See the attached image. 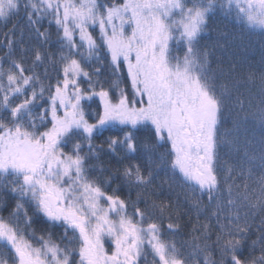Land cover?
Returning a JSON list of instances; mask_svg holds the SVG:
<instances>
[{
  "label": "snow or ice",
  "instance_id": "obj_1",
  "mask_svg": "<svg viewBox=\"0 0 264 264\" xmlns=\"http://www.w3.org/2000/svg\"><path fill=\"white\" fill-rule=\"evenodd\" d=\"M0 264H264V0H0Z\"/></svg>",
  "mask_w": 264,
  "mask_h": 264
},
{
  "label": "trees",
  "instance_id": "obj_2",
  "mask_svg": "<svg viewBox=\"0 0 264 264\" xmlns=\"http://www.w3.org/2000/svg\"><path fill=\"white\" fill-rule=\"evenodd\" d=\"M182 238H183V234H181L180 236L175 237V239H177V240H180Z\"/></svg>",
  "mask_w": 264,
  "mask_h": 264
}]
</instances>
